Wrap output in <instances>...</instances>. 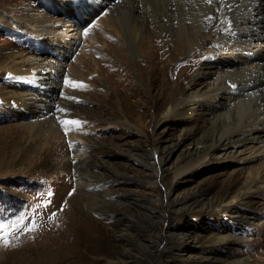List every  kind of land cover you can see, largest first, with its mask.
<instances>
[{
  "label": "rangeland",
  "instance_id": "rangeland-1",
  "mask_svg": "<svg viewBox=\"0 0 264 264\" xmlns=\"http://www.w3.org/2000/svg\"><path fill=\"white\" fill-rule=\"evenodd\" d=\"M156 1L138 18L146 26L140 45L159 40L171 62L172 51L189 57L201 47L199 18L183 3L177 14L178 4ZM77 3L65 11L59 0H0V264H264V138L226 150L217 135L256 112L264 87L219 120L206 109L171 113L191 78L179 85L160 74L143 79L137 63L146 52L136 54L115 32L134 79L117 86L113 66H127L103 33L110 14L92 1ZM225 5L232 18L241 15V3ZM24 7L64 17L48 27L51 42H41L43 28L33 27L40 24L20 19ZM212 52L198 48L196 65L231 70L264 48L249 57L221 48L216 60ZM26 57L58 60L68 73L39 93L40 107L19 111L10 92L20 82L12 76ZM64 89L77 97L69 110ZM77 115L80 123L68 126L76 133L66 134L60 121ZM229 207L246 219L218 218ZM251 221L254 235L245 238Z\"/></svg>",
  "mask_w": 264,
  "mask_h": 264
},
{
  "label": "bare ground",
  "instance_id": "bare-ground-1",
  "mask_svg": "<svg viewBox=\"0 0 264 264\" xmlns=\"http://www.w3.org/2000/svg\"><path fill=\"white\" fill-rule=\"evenodd\" d=\"M47 1L50 4L55 0ZM88 1L89 3L92 1L96 6L101 7L110 14V17L106 20L107 23L103 33L108 42H112L110 47L116 57L118 56L117 58L127 66V68L117 65L113 66L117 86H130L134 79L129 69L131 62L124 57L125 43L114 36L115 32L119 33L122 39L127 40L132 45L136 54L140 50L146 52V59L137 63L143 79H153L154 76L160 74L165 81L171 80L179 85L191 78L187 87L182 88V97L178 100L175 108L171 109V113H186L187 116H190L199 113L202 109H206L211 117L219 120L226 115L234 101L240 98L257 96L260 89L264 87V53L249 57L250 54L252 55L256 51L258 53L264 48V0H236L243 6L241 15L238 18L231 17V7L225 5L226 0H211V3H208L207 0H159L169 3V5L170 2L178 4L177 14L181 13L179 4L183 3L184 5L181 9L186 7L190 10L191 16L196 15L199 18L197 23H195L198 27L195 42H198L201 47L195 48L187 58L178 59L176 52L172 51L175 62H171L165 55L162 43L159 40L148 41L149 43H146L147 41L145 40L146 42L144 41L143 45H140L146 26L138 18L142 17L145 4L147 2L153 3V1L157 2L156 0H86L83 3L82 0H59L65 11H70L72 3L81 2L84 5ZM27 7L17 10L20 19L27 22L30 27L40 24L38 27L36 25L33 27L37 29L43 28L44 32L39 34L41 42H51L45 37L49 33L48 27L55 26L54 24L57 21L63 22L64 17L56 20L57 16H49L38 8L29 9ZM199 9L205 10L204 15L198 11ZM58 12L60 13V11ZM179 18L183 26L187 27L185 20L181 16ZM159 26L163 28L166 25L162 23ZM168 38L167 35L165 39ZM189 41L188 38H185L184 42ZM198 48H202L204 51L212 50L213 60L219 57L217 51L221 48L231 50L242 57L248 56L249 59L247 58L245 64L231 70H229L230 65L224 66L222 69H213L212 67V69L205 70L196 65L199 61ZM24 61L17 69V73L12 76L13 79H18L20 82L18 90L10 92L14 99V108L19 111L31 105L36 109L40 107L41 100L44 97H41L39 93H44L52 84H57V80L62 75L68 73L67 67L58 60L57 62L45 57H26ZM147 65L149 69L146 68ZM192 67L196 69L195 74L192 73ZM115 72H118L119 75H115ZM241 76L244 79H241ZM106 77L110 85H113L111 77ZM117 86L113 88L115 89ZM227 93H230V95L226 96ZM64 94L66 95L69 110L71 104H73L71 98L77 100V97L75 96L76 94L66 92L65 89ZM24 95L30 96L23 98ZM183 96H186V99L190 98L189 101H192V103L186 104L182 99ZM221 97H225V100L221 101ZM49 100V98L46 99V101ZM257 100L259 105L256 108V112L248 116L237 129L226 134H219V131L216 130L218 131L219 140L226 147V150H228V145L234 142L246 140L254 142L264 138V98L259 99L257 97ZM85 101L86 99H81L79 102ZM86 103L88 102L86 101ZM39 115L34 114L33 117H39ZM63 117L65 118V116ZM71 120L80 121L78 115L76 118L75 116L72 117ZM70 128L74 129L70 131L76 133L78 127L71 126ZM224 214H229L233 222L236 219L245 220L247 217L245 213H240L230 207L217 216L221 218ZM254 223L251 221L249 229L244 233L245 238H250L254 235V230L252 229ZM190 241H192L191 238L186 241L187 246L190 245Z\"/></svg>",
  "mask_w": 264,
  "mask_h": 264
},
{
  "label": "snow or ice",
  "instance_id": "snow-or-ice-1",
  "mask_svg": "<svg viewBox=\"0 0 264 264\" xmlns=\"http://www.w3.org/2000/svg\"><path fill=\"white\" fill-rule=\"evenodd\" d=\"M208 3H211V0H207ZM67 83H71V81H67ZM61 112H63L64 110L63 109H60ZM62 127H64L65 129V132L67 134L68 131L70 130H74V129H71L69 128L68 126L69 125H78L80 122L79 121H76V120H61L60 121ZM72 193H69V195H71ZM32 229L30 228L29 231H31ZM8 241L7 240H4V244L7 246L8 245Z\"/></svg>",
  "mask_w": 264,
  "mask_h": 264
}]
</instances>
